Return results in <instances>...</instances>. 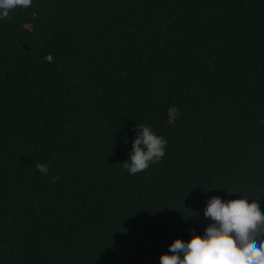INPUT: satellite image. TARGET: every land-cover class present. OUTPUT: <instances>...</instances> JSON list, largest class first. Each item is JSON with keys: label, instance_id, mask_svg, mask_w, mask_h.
Returning <instances> with one entry per match:
<instances>
[{"label": "trees", "instance_id": "1", "mask_svg": "<svg viewBox=\"0 0 264 264\" xmlns=\"http://www.w3.org/2000/svg\"><path fill=\"white\" fill-rule=\"evenodd\" d=\"M141 124L165 155L130 175ZM212 197L264 213V0H33L0 19V264H160L204 235Z\"/></svg>", "mask_w": 264, "mask_h": 264}, {"label": "clouds", "instance_id": "2", "mask_svg": "<svg viewBox=\"0 0 264 264\" xmlns=\"http://www.w3.org/2000/svg\"><path fill=\"white\" fill-rule=\"evenodd\" d=\"M32 2L0 0V19L8 18L13 9L31 7ZM44 59L48 63L53 62L51 53ZM166 144V139L157 135L150 126L137 125L130 159L123 162V167L130 175L145 171L150 164L158 163L164 157ZM35 167L39 173L48 175L47 164L36 163ZM58 179V176L51 177L53 183ZM204 216L213 221L204 235H196L191 229V239L187 242L176 239L169 246L171 255L162 254L160 264H264V213L260 211L257 200L224 201L220 197H212L207 202Z\"/></svg>", "mask_w": 264, "mask_h": 264}]
</instances>
